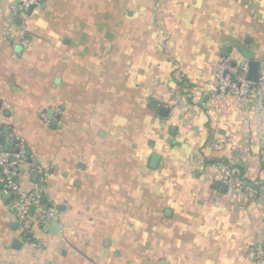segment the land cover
I'll return each mask as SVG.
<instances>
[{"label":"crops","instance_id":"1","mask_svg":"<svg viewBox=\"0 0 264 264\" xmlns=\"http://www.w3.org/2000/svg\"><path fill=\"white\" fill-rule=\"evenodd\" d=\"M21 1L0 0V124L60 219L23 238L0 184V264H264V109L208 99L218 61L264 63V0Z\"/></svg>","mask_w":264,"mask_h":264},{"label":"built area","instance_id":"2","mask_svg":"<svg viewBox=\"0 0 264 264\" xmlns=\"http://www.w3.org/2000/svg\"><path fill=\"white\" fill-rule=\"evenodd\" d=\"M36 0H22L18 10L26 13ZM10 34V29L4 30ZM14 42L26 46L28 40L23 29L18 30ZM249 60L242 58L236 65L227 60L218 61L213 68V88L208 93L211 102L225 97H235L239 101L246 98L250 90H256L257 108L264 109V63L258 69L257 81L248 77ZM38 174L43 177L47 169L36 163L28 153L26 141L10 133L4 132L0 124V184L4 193L9 194L13 216L18 221L23 238L34 227L47 229L60 217L54 207L42 201L40 186L35 182L30 188L24 183L23 175ZM217 180L225 186V193L232 199L251 196L253 185L238 176L233 168L226 163L217 165ZM252 253L257 263L264 261V244L256 242Z\"/></svg>","mask_w":264,"mask_h":264},{"label":"water","instance_id":"3","mask_svg":"<svg viewBox=\"0 0 264 264\" xmlns=\"http://www.w3.org/2000/svg\"><path fill=\"white\" fill-rule=\"evenodd\" d=\"M226 48H227V46L224 47V49H226ZM242 54L244 55V57L246 59L249 60V74H248L249 79L252 80V81H257L258 69H259V61L255 60L253 53H251L249 51L243 50ZM4 132L7 134V132H8L7 128L4 129ZM157 159H158V156L157 155H153L152 158H151L150 165L154 166L156 161H157ZM222 189L225 190V186L224 185L222 186ZM42 201H44V197L43 196H42Z\"/></svg>","mask_w":264,"mask_h":264},{"label":"trees","instance_id":"4","mask_svg":"<svg viewBox=\"0 0 264 264\" xmlns=\"http://www.w3.org/2000/svg\"><path fill=\"white\" fill-rule=\"evenodd\" d=\"M248 183H250V184H252V185H253V183H251V182H249V181H248Z\"/></svg>","mask_w":264,"mask_h":264}]
</instances>
